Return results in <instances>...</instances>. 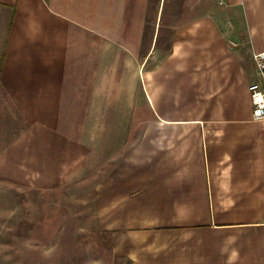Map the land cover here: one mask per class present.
I'll use <instances>...</instances> for the list:
<instances>
[{"label":"crops","instance_id":"crops-1","mask_svg":"<svg viewBox=\"0 0 264 264\" xmlns=\"http://www.w3.org/2000/svg\"><path fill=\"white\" fill-rule=\"evenodd\" d=\"M214 1L169 10L186 20L157 58L162 11L146 28L149 0H0V112L20 116L40 189L99 175L85 188L96 241L83 264H264V119L248 91L264 36L235 42ZM224 2L264 30V0ZM51 244L35 264H82Z\"/></svg>","mask_w":264,"mask_h":264},{"label":"rangeland","instance_id":"rangeland-1","mask_svg":"<svg viewBox=\"0 0 264 264\" xmlns=\"http://www.w3.org/2000/svg\"><path fill=\"white\" fill-rule=\"evenodd\" d=\"M164 1L165 3L163 0H149V7L146 10V28L148 29H151V16L162 11L161 17L157 20L158 22L160 20V25L163 26L157 40L159 46L162 44V50H160L161 55L156 56L157 58L164 55L175 25L178 26L179 23L186 20L166 17L170 14L169 10H172L171 14H178L177 11L180 12L181 8L185 10V7H182L183 4L180 5L181 0ZM208 1L205 10L211 9L215 2L214 0ZM224 1L220 0L221 5H216L224 15L222 16V23L225 26L223 30H229V34L232 35L235 42L249 44L259 36H264L261 34L264 30L253 29L252 32L247 30L245 21L250 17V14L246 13L245 7L239 14H229ZM187 7L188 10H192L191 6ZM231 28L235 31L240 29L242 35L245 33V39L238 32L233 34ZM19 122L20 116L2 115L0 112V264H35L43 259L53 258V251L50 249L51 243L55 245L58 243L60 252L63 250V255L56 257L61 261L82 264L89 262L91 253L88 246H91V243L96 240L92 239L89 233H85L86 230H89V226L93 225V219H90L92 217L90 209L84 201L85 195L90 192L85 191V188H92L95 182L99 181V175H84L83 172L81 174H65L62 177L57 176L56 183L69 182L70 186H63L58 190H41L40 185L45 181V174L37 173L40 169L37 164L27 166L26 159H28V153L32 148L26 146V140L21 141V137L26 134V131L20 130L22 124ZM60 149L56 148L59 151ZM65 157L69 158V156ZM70 159L74 160L76 156H71ZM55 165L58 173L60 164L56 163ZM83 168L80 171H83ZM72 194H75L77 199L74 206L60 205L62 203L58 200L71 198ZM71 211L75 214V222L63 217L68 212L71 215ZM55 230H61V234ZM42 231H45V234L42 233L44 236L48 234L46 232H55L54 237L44 238L42 234L40 237L39 232ZM66 231H70V233H66ZM38 243L44 244L49 251L38 252L40 249H37ZM65 254L68 256L66 257Z\"/></svg>","mask_w":264,"mask_h":264},{"label":"built area","instance_id":"built-area-1","mask_svg":"<svg viewBox=\"0 0 264 264\" xmlns=\"http://www.w3.org/2000/svg\"><path fill=\"white\" fill-rule=\"evenodd\" d=\"M253 61L258 79L248 86L252 104V118L262 120L264 119V50L253 53Z\"/></svg>","mask_w":264,"mask_h":264}]
</instances>
